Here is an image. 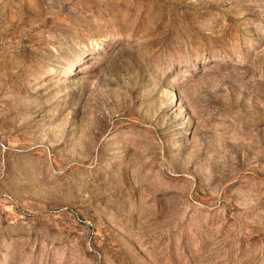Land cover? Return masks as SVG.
Here are the masks:
<instances>
[{
    "label": "rangeland",
    "instance_id": "1",
    "mask_svg": "<svg viewBox=\"0 0 264 264\" xmlns=\"http://www.w3.org/2000/svg\"><path fill=\"white\" fill-rule=\"evenodd\" d=\"M0 264H264V0H0Z\"/></svg>",
    "mask_w": 264,
    "mask_h": 264
}]
</instances>
